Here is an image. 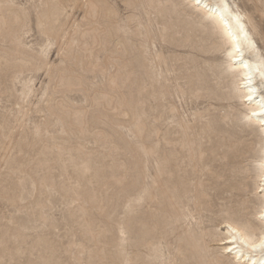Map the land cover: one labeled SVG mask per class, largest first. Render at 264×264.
Segmentation results:
<instances>
[{"label": "rangeland", "instance_id": "obj_1", "mask_svg": "<svg viewBox=\"0 0 264 264\" xmlns=\"http://www.w3.org/2000/svg\"><path fill=\"white\" fill-rule=\"evenodd\" d=\"M12 1L22 6L19 7L22 8L20 10L22 13L18 15L29 16H24L25 20L21 18L24 22L15 20V24H11L13 17L6 12L14 13L12 14L14 16L17 15V11L19 12V8L17 10L9 8L5 0L0 2V16L3 15L0 19L3 22L0 23V26L2 25L0 28L6 29L5 27L10 26L11 31L8 30L6 34V30L3 32L0 29V264H146L144 257L148 252L147 245L134 240L130 229L135 224L128 209L130 199H133V202L136 199L140 200V185L133 190H130V187L126 190L124 189L126 187H121L123 193L119 192L121 191L119 188L120 183L122 186H131L132 183L130 176L132 159L129 160V157H138L136 159L141 165L146 158L143 149L147 151L150 144V149L156 147V151L159 152L156 155L157 159L165 157L170 150H176L177 163L181 169L179 175L190 190L186 198H180L179 210L183 216L178 215L176 220L175 217L171 219L172 222L178 223L165 224L168 229L166 232L165 226L163 229L159 223L156 234L154 231L151 235L150 240L157 247L153 263L202 264L204 261V264L208 257L217 256L214 260L218 259L217 262L221 264H229L215 252L214 248L221 239L219 233L225 232L220 229L223 226L224 216L221 213L224 209L236 208L238 203L246 204L251 199L249 192L247 197L248 195L239 194L234 189L233 186L241 182V178L231 171L237 165L242 168L250 165L249 162L252 161L250 152L247 154L245 151L253 146L254 138L249 128L235 120L241 108L235 100H229L226 96L229 89L225 82L228 79L222 80L218 76L223 55L214 52L215 40L207 35L204 36L202 49L197 46L190 48L186 45L176 46L175 43L151 40L150 57L157 52L161 59L166 61V64H157L153 69L157 86L150 84L146 78L143 79L145 86L137 91L138 94L133 90L139 96L132 92L129 95L126 92L132 90L128 85L133 81L131 80L127 83L128 88L124 86L121 88L122 91L120 87L118 88L121 92L119 95L117 88L114 90L106 88L107 76L121 72V68L125 65L126 68L130 67L129 58L121 59L124 56L121 55L123 49L119 46V40L125 36L130 37V45L136 47L134 45L140 38L135 39L134 35H143L147 26L141 9L137 11V16L140 18L136 16L135 20L126 22L124 19L130 13L126 10L129 8H126L123 1L104 0L115 8L118 15L116 19L121 22L109 17L103 18L104 11L98 10L93 15L92 23H88L87 19H83L85 15L83 7L74 8L77 9L75 12L62 7L61 11H57L59 13L57 15L62 14V16L56 15L57 19H53L59 23L57 24L51 19L54 15L48 13L51 11L50 6H46L48 9L40 7L38 5L40 0ZM228 2L230 5L237 3L236 5L243 9L245 5L246 10L250 8L249 5L244 4V0H228ZM45 8L48 11H45ZM41 10H44L49 17L43 16L46 14ZM65 14L69 16L65 17ZM16 15L15 19L18 16ZM96 15L98 18L95 17V20ZM193 15L195 16L191 13L192 18ZM42 17L51 19V22L46 19V23L43 19L39 20ZM98 19L103 20L102 23ZM105 19H110L109 22L115 26L118 24L117 30L121 28L115 35L119 40L114 35L108 34V27L106 24L103 25V22L107 21ZM52 21L56 25H52ZM6 22L8 25L4 24ZM19 22L22 24L19 25ZM24 23L27 25L24 26ZM11 27L14 28L11 30ZM49 27L50 29L53 27L55 32L51 29L47 36ZM44 29L47 31L43 32ZM90 31L94 38L99 37L98 41L87 40L85 35ZM104 32L107 36L102 35ZM9 35L12 37L9 38ZM131 36H134L132 37L134 39H131ZM183 37L184 35H179L180 39ZM101 39L109 40L106 45L111 44L114 50L109 49L110 46L102 48L105 42ZM257 47L259 55L264 58V44L257 43ZM104 60H110L109 63L112 62L114 66L108 61L106 62L108 64L104 62L103 65H108L111 70L107 68L109 74L101 76L99 68ZM127 60L130 63L125 64ZM137 72L135 71V74ZM157 72L158 76H155ZM187 77L191 78L190 84L184 83ZM199 82L204 83L207 90L203 96L191 98L188 86L196 87ZM124 89L126 91H123ZM158 89L164 91L163 99L157 97ZM200 92H203V89ZM262 93L264 94V91ZM22 94H27V97L25 95L23 97ZM123 94L125 97L122 96ZM120 97H124L123 101ZM130 99H134L132 100L134 104L130 103ZM177 124L179 125L176 126ZM208 124L214 126L200 140L199 148L192 147L190 154L193 153V156L190 159L191 157L185 154L189 152L180 147L181 141L184 138H194L192 136ZM126 145L128 148L133 147L129 148L130 150L136 148V151L139 149L142 153L130 151ZM188 157L190 158L187 159ZM84 159L90 161V169L81 177L78 165H81ZM147 159L145 165L139 166L138 169L142 175L145 172L143 178L147 177L146 181L151 183L153 180L162 182L160 173L163 169L154 166L156 165L154 157ZM198 160L200 166L197 164ZM112 184L120 186L113 187ZM191 187L196 193L191 192ZM199 188H203L206 195L204 199H198L200 202H196L197 192H201ZM138 189L139 191H136ZM85 192L94 195L95 201L85 199L82 195ZM158 194L160 196V193ZM81 198L86 201H82ZM191 202L195 206L200 205L198 208L201 210L193 208ZM150 203L144 206L141 201L139 213L142 214L146 210L155 212L157 207L153 206L156 204H153V201ZM248 204L250 206H247H252ZM98 205H101L102 209ZM81 208L83 210L87 208L86 211L84 210L87 213L83 214ZM97 208L100 210L98 211ZM192 208L194 210L196 208V211L194 212ZM152 209L154 210L151 211ZM197 211L199 213L196 216L193 213ZM245 212H250V208ZM139 219L141 220L142 216ZM86 232L102 235H99V241V238L89 240ZM201 234L205 235L203 243L204 246L207 245L205 247L207 254L205 251L199 253L201 249L195 247L197 241L192 243L194 246L182 244L185 236L192 235L193 238L198 239L203 237ZM190 250L196 251L201 257H207L206 260L197 254L195 256L196 261L199 259L197 263L193 260L185 261L183 253H191Z\"/></svg>", "mask_w": 264, "mask_h": 264}, {"label": "bare ground", "instance_id": "obj_2", "mask_svg": "<svg viewBox=\"0 0 264 264\" xmlns=\"http://www.w3.org/2000/svg\"><path fill=\"white\" fill-rule=\"evenodd\" d=\"M2 1H4V0H2ZM2 1L0 0V2H2ZM122 1L125 4L126 8H129V10L128 9H126V10L130 13L129 16L125 17V19L123 18L126 22H128L132 19L135 20L136 16L138 15L137 11L140 9H141V14L143 12V14L145 15V18H146V25L147 26L145 27L146 31L144 32V34L143 35L138 34L137 36L134 35L135 37L131 36V39H134V38L136 39L137 37L140 38V40L138 39L139 40L138 43L135 42L137 45L135 44L134 46H136V47H134V48L131 46L132 44L130 45V41H129L130 37L128 38L127 36L123 35L125 37L123 39L119 40L115 36L116 33L119 32L118 30H121V28L120 29L118 28V30H117L116 26H118V24H117L118 22L116 23L117 25L115 26V24L113 25V23L111 24V22H109V21H111L110 19H114L115 21H119L116 19L118 17V15L116 13L115 8L110 6L104 0H85V1H83V0H40L38 5L40 7L50 6L51 11L46 10V8L48 9V7L45 8V11H48L49 14L52 13V15H54L53 17H51L52 20L55 18L57 19V17H55L57 14H59V13H57V11L58 10L61 11L60 9H62V7L64 9L69 8L70 11H72V10H74V8L81 6V7H83V9H85V11H84L85 15H83L84 16L83 19L84 18H85V20L87 19L88 23H92L93 15L96 13V11L100 10V12H101V10H103L104 12L103 11L102 12H103L104 17L103 16L102 17L103 18H105V17L110 18L109 20H107L108 18L105 19L108 21L109 24L106 23L107 21L103 22L104 23L103 25L106 24V26L108 28L106 26H103V27L107 28V30H108L107 32L110 36L114 35L116 37V39L119 40V43H120L119 46H121V48L123 49V50H121V51H123L122 52L123 54H121V53L120 54L122 56H124L121 59L126 60L127 58H129L128 60H130V62H131L130 63L127 60L128 62L125 63V64L130 63L131 64L130 67L126 68L127 65H125V66L122 65L124 68L123 67H122L123 69L121 68V72L118 71L116 74L115 73L113 75L111 74L112 76L111 75L107 76L108 79L106 81H107L108 87L106 86V88L114 90L115 88L118 89L119 87L121 89L124 86H127L125 88H128V85H129V89L130 90L132 89L131 91L126 92L129 95L134 93L133 90H135L137 92L139 89L141 90V87L143 89V87L145 86V82L143 81V79H146V78L149 80L150 84H155V86H157L156 81L154 79L155 77L153 76V69L155 68V66H157V64H162V63L166 64L165 59H161V56L157 52H154V56L150 57V54H151L150 51L152 50L151 49V45H152L151 40H160L164 43H169V44L175 43L176 46L186 45L190 48H193V46H197L198 48H201V49L203 48L202 42L204 41V39H203L204 36L207 35V37H211L215 40L214 52H218V53H221L223 55V58H222L223 61H222V65L220 67V70L218 72V76L222 80L228 79L225 82L226 87L229 89L226 96L229 100H235L238 103L239 107L241 108L240 112L237 113L235 120L237 122L243 124L244 127L250 129V133H251L252 137L254 138V142L252 144L253 146L249 147L248 150L245 151V153H247V154H248V152H250V155L252 158L251 159L252 161L249 162L250 165H246V168H242V166L237 165L231 171L232 173L235 174V176L241 178V182H239L233 186L234 189L239 194H242L244 196L248 195L247 197H249V193H250L251 199L248 198L250 200H249V202L248 201H246V202L252 204V206L249 207L250 205L248 203H246V204L238 203L236 208L224 209V212L221 213L224 216V218L222 220L223 226L220 229L223 231L225 230V232H223V234L221 232L219 233V237H221V239L219 238L220 239V240H218L219 243L215 244L216 247L214 248V250H215V252H217L219 254V256L221 258H223V260H225V261L227 260L229 264H264V255H262L259 252V250L253 252V248H252V244H251V242L254 241L258 245L260 240L264 239V119L258 118L261 115V102L264 101V94L262 93V91H264V76H262V72H264V58L259 55V51H258V47H257V43L264 44V27H263L264 0H244V4L250 6V8L247 6L249 8V10L245 9V5H244V9L240 8L238 5H236L237 3L236 4L232 3L233 5H230L228 0H199V3H197V0H122ZM239 1H241V0H239ZM5 4L9 8H11V7L15 8V10H17L19 7H22V6L18 5V2L15 4L14 1H12V0H5ZM5 4L3 3L2 6H4ZM223 4L228 5V9L232 13L231 16H229V15H225L223 17L220 16L219 10L217 9V5H221V7H222ZM20 5H22V4H20ZM5 9L10 10L8 8H5ZM21 9L22 8H19V12L17 11V15H18V13L21 12L20 11ZM83 9L81 8L82 12H83ZM13 10H11V11H13ZM63 10H62V12H63ZM75 10H77V9H75ZM75 10H74V12H75ZM41 11L44 12V10H41ZM6 13H8L11 17H13V22H11V24H13L15 20L19 21V20H21V18L24 19L26 16L27 17L29 16V15H24L25 16L24 17L23 15H20V14L17 16L15 14L17 16L15 19V15L12 16V14H14V13L11 12L12 14H10L9 11ZM37 13L38 12L36 11V15H37ZM191 13H194L197 18L195 19L194 15H193L194 18H192ZM44 14H46V12H44ZM66 14H68V13H66ZM97 15L94 16V19H95V17L98 18L99 15L98 16ZM236 15L239 16V23H236V21L233 20V16H236ZM10 16L7 15V17H10ZM38 16H40V14ZM43 16H45L47 18L49 17V15L47 16V14L43 15ZM57 16H60V15H57ZM61 16H62V14H61ZM68 16L66 15L65 17H68ZM2 17H3V15H2ZM2 17L0 16V19H2ZM43 18L44 17H42L41 19L39 18V20L42 21ZM47 18H45V19L47 20ZM75 18H72V19H75ZM138 18H140V17H138ZM5 19H8V18H5ZM23 19L21 20L22 22H24V20H25V19L24 20ZM45 19H43V20H45ZM51 19H48L49 22H51L50 21ZM64 19L66 21V18H64ZM83 19H81V20L84 21ZM99 19H101V18H99ZM99 19H98V21H99ZM9 20H11V19H9ZM37 20H38V18H37ZM46 20L43 22L46 23ZM114 20H112V22ZM102 21H99V22L102 23ZM7 22H8V20H7ZM7 22L4 24H7ZM20 22L18 23L19 25L22 24ZM43 22H41V23L43 24ZM54 22H56V21H54ZM54 22H53V24L52 23H49V24L56 25ZM84 22H86V21H84ZM119 22H121V21H119ZM0 23L3 24V22H1V21H0ZM36 23H37V21H36ZM62 23H64V21ZM88 23L86 22V24H88ZM47 24H44V25L46 26ZM57 24H59V23H57ZM25 25H27V24L24 23V26ZM39 25H40V27H44V26H41V24H38V26ZM60 25H61V23H60ZM63 25H65V23ZM63 25L61 27H63ZM9 27H5L6 29H2V28H0V29H2L1 31H3V32H4V30H6L7 31L6 34H8ZM14 27H11L10 29L12 30ZM23 27H22V30L24 29ZM119 27H121V25ZM46 28L48 29V26ZM54 28H55V26H54ZM47 29L46 30L44 29L43 32L44 31L46 32ZM49 29H50V27H49ZM51 29L55 32V29H53V27ZM51 29L49 32H46V34L50 33L52 31ZM129 29L130 28H128V30ZM40 30H42V29H40ZM103 30H105V29H103ZM128 30L124 29V31H128ZM124 31L122 33H124ZM42 34H44V33H42ZM180 34L184 35V37L182 39L179 38ZM10 35H9V38L12 37ZM102 35L107 36V34H105V32ZM47 36H48V34H47ZM85 36H87L86 37L87 40L91 41V42H94L97 39L99 40V37H96L95 35L94 36L96 39L93 37V34L91 31L88 32ZM110 36H108V37H110ZM44 37H46V35ZM132 37H134V38H132ZM107 38L105 37V39H107ZM117 40H116V42H117ZM101 41L105 42V43L103 42L104 44L102 43L103 44L102 48H104L105 46L111 45V44L106 45L108 42H110L109 40L105 41V40L101 39ZM101 41H99V42L101 43ZM111 41H112V38H111ZM52 42H54V41H52ZM153 43H154V41H153ZM111 48L112 47L110 46L109 49H111ZM104 49H103V51H104ZM113 50H111V51H113ZM108 54H109V52H108ZM46 57H48L47 54H46ZM107 61L109 63L110 60H107ZM107 61L104 60L100 65L102 67V68L101 67L99 68V69H101L100 70L101 76H103L105 74L106 75L109 74V73H107V68H109L108 70H111L110 69L111 67H108V65H106V64H108V63H106ZM104 62L106 63L105 66L103 65ZM109 64L111 66H114L112 62ZM156 68L158 69V67H156ZM135 71L139 72V74L137 72L138 76H136L137 74H135ZM158 72H159V69H158ZM158 72L156 73L155 76H158ZM131 80H133L131 82V84L128 83ZM190 80H191V78L187 77L185 79L184 83L190 84ZM106 81H104V82H106ZM127 83H128V85H127ZM134 87H135V89H133ZM120 89H118L117 91L119 92ZM202 89H203V92H200V90H202ZM206 90L207 89L205 88L204 83L201 84L200 82L197 83L196 87H194L192 85L188 86V91H189V95L191 98H197L200 95L203 96V94ZM121 91H122V89H121ZM123 91H126V89H124ZM156 91H157V97L163 99L164 91L161 89H158ZM130 92H132V93H130ZM210 93H211V91H209V94ZM134 94L137 95L138 92H137V94L136 93H134ZM22 95L24 97V95L26 96L27 94H22ZM119 95H121V92H119ZM122 96H124V94ZM137 96H139V95H137ZM137 96H135V98ZM23 97H21V98H23ZM124 97L123 98L120 97V99L122 98V101H123ZM249 97H251L252 99H249ZM134 99H130L131 104H134V102H133ZM127 100H129V99L127 98ZM122 101H120V102H122ZM122 103H124V102H122ZM129 107H131V106H129ZM132 110L134 111V109H132ZM253 113H255L256 115H253ZM62 118H63V116H62ZM133 119H135V118H133ZM61 121H62V119H61ZM56 123H57V120H56ZM59 123H60V121H59ZM64 124L66 125L65 122H64ZM64 124H63V126H64ZM178 125L179 124H177L176 126H178ZM63 126H62V128H63ZM213 126H214L213 124H208L207 126L201 128L202 129L201 131L197 132L194 136H192L194 138H191V139L184 138L182 141L180 140L181 141L180 147L183 150L185 149L189 152V153H185V154H187V156H190V157L193 156V153L190 154V152H192L191 151L192 147L196 146L199 148L201 146L200 140L205 137L206 133L210 129H212ZM37 128H39V127H37ZM46 128H47V125H46ZM67 128L70 129V127H67ZM113 128H115V127H113ZM37 130H39V129H37ZM65 130H67L66 126H65ZM68 131H70V130H68ZM185 136H183V137H185ZM180 139H181V137H180ZM147 142H149V141H147ZM146 143H144V145ZM130 144H133V143H130ZM152 144H155V143L152 142ZM128 145H126L127 148H128ZM129 146H131V145H129ZM150 146H151V144L149 145V149L147 147V151L143 148H141V149H143V151L145 152V153H143L144 157H146L145 159H147V158L153 159V157H154L155 158L154 161H155L156 165H154V164L153 165L156 166V168L160 167L163 169L162 173H160L162 176V177H160L161 180L163 178L162 182L157 180V179H156L157 181L152 179L153 180L152 183L149 181L147 182L146 181L147 179H145L147 177L143 178V176L145 175V172H143V175H142L140 173V171L138 170L139 166L142 167V165L143 166L145 165L146 160L143 159L144 163H141V165H140V163H138L139 160H137L138 157H136L137 159L133 158V157L132 158L129 157L130 158L129 160L132 159L131 160L132 164L130 165V163H129V165L132 166V170L130 171V172H132V175L130 173V176L132 178V180H131V178H130V180L132 181V183L128 182V184L130 183L131 186L130 185L122 186V183H120L121 186L119 185L120 186L119 189H121V187H123V188L126 187V188H124L125 190L127 189V187H130L129 189L133 190V188L140 185V188H139V189H141L140 200L142 201V204L144 206H148L149 205L148 203H150L152 201H153V204H156L153 207L156 206L157 209L151 210V211L154 210L155 212H150V211L146 210V211H143L142 214L139 213L140 202H141L140 200L136 199V201L133 202L132 201L133 199H130V201H129L130 203L128 202L129 208L127 207L129 209V212L132 213V221L135 224L134 227L132 229H130L132 232V235L134 237V240L137 243L147 245L148 252L144 257V262L146 264L153 263L155 258H156V254H157V247L154 244H152V242L150 240L151 235L154 233V231L156 234V231L159 228L158 227L159 223L161 226H163V229H164V226L166 229L167 227L165 224L172 222L173 220H171V219H173L175 217L174 219L176 220V217L178 215L180 217L183 216V215L181 216L180 210H179L181 208V206L179 208V205H181V202H180L181 199L180 198L181 197H182V199L186 198L187 194L190 191V190H188V187H187V184L185 183V181L183 179H181V177L179 175L181 169L179 168V165L177 163L178 162V153L176 152V150L175 149L170 150V151H168V153L165 157H161V158L157 159L156 155H157L158 151H156V147H154L153 149L151 147V149H150ZM174 147H176V146H174ZM131 148H133V147H131ZM197 149L195 148V150H197ZM130 151H133V152L135 151V153H142V151L140 152L139 149L137 150L138 151L137 152L136 148L134 150H130ZM133 152H130V154ZM195 153H197V151ZM138 155H140V154H138ZM160 155H162V154H160ZM190 157H188L187 159H189ZM194 157H196V156H194ZM190 159H192V157ZM195 160H196V158H195ZM181 161H182V159H181ZM148 162H149V160H148ZM190 162H191V165H193L192 160H190ZM195 163H196V161H195ZM197 164H199L198 166H200L199 160H198ZM247 166H249V167L247 168ZM78 167H80V172H81L80 176L83 177V175H85V173L90 169V161L88 159H84L81 162V165H78ZM195 168H199V167H195ZM195 168H193V169H195ZM143 169H145V168H143ZM154 169L155 168L153 167V170ZM160 172H161V170H160ZM157 176L159 177V175H157ZM128 178H129V176H128ZM114 185H116V184H114ZM112 186H113V184H112ZM116 186H113V187H116ZM119 186H117V187H119ZM194 187L197 188L196 185ZM139 189L136 191H139ZM202 189H200L201 192H199V193L197 192V196H196V194L195 195L193 194V196H196V198H197L196 202H200V201H198V199L202 200V199H204V197L206 195V193ZM191 190H192L191 191L192 193H193V191H194V193H196L194 188H192ZM119 192L123 193L122 189ZM116 193H118V192H116ZM158 193H160V196ZM82 195L88 201L89 200L95 201L94 195H91L90 193L85 192ZM133 195H134V193H133ZM116 197H117V195H116ZM116 197H113V198H116ZM124 197H125L124 199H126V196H124ZM84 198H81L82 201H86ZM116 199H115V201H116ZM112 200H114V199H112ZM192 200L195 201L196 199H192ZM242 200H244V199H242ZM117 201H118V199H117ZM154 202H157V203H154ZM192 202H191V205H194V206H192L193 208L196 207L197 209L201 210L200 208H198L200 205L195 206V204H193L194 202L193 203ZM244 202H245V200H244ZM96 204H100V203H96ZM247 205H249V206H247ZM144 206H143V208H145ZM150 206H151V203H150ZM89 207H90V205H89ZM98 207L101 208V205H98ZM94 208H96V207H94ZM196 208H195V210L193 209L194 212L196 211ZM249 208H250V212L246 213L245 210L249 209ZM146 209H148V208H146ZM84 210L86 211L87 208ZM84 210L81 208V212L83 214L87 213V212H84ZM97 210H98V208H97ZM102 211L103 210H101V212ZM185 211H187V210H185ZM192 211H190L191 215H192ZM198 213L199 212L197 211L196 213H193V214L198 215ZM102 214L100 213V215H102ZM140 216H142L141 220L139 219ZM192 216L194 218V215H192ZM145 218L147 219V221ZM185 218L187 219V217H185ZM190 218H188V219H190ZM180 221H182V220H180ZM172 223H175V221ZM176 223H178V222H176ZM171 224H170V226H171ZM175 224H172V225H175ZM175 226H177V225H175ZM175 226H173V227H175ZM90 230H91V228H90ZM167 230L168 229H166L165 232ZM174 230H175V228H174ZM157 233H159V232H157ZM99 235H102V234H99ZM99 235L98 236H97V234L94 235V233H87L86 234V236L88 237L89 240H94L95 238L97 239V238H99ZM95 236H97V237H95ZM190 236L191 237L185 236L182 240V244H184V246L185 245L192 246L193 245L192 243L193 242L196 243V241H197V244H195L196 245L195 247L199 250L201 249V251H202V252L200 251L199 253L201 254V253H203V251H205L206 252L205 254H207V249L205 248L207 245L204 246V243H203L204 239H205L204 238L205 235L204 236L202 235L203 237L201 236L202 238L199 237L198 239L193 238L192 235H190ZM234 237H239V239H237L232 244V251L228 252V251H226V245H228L229 242L232 241ZM99 240H100V238L98 239V241ZM241 240H243L244 242L241 243L240 242ZM96 241H94V242H96ZM118 245H120V244H118ZM118 245H115V246L118 247ZM199 250H197V251H199ZM190 252H191V250H190ZM197 254L198 253L194 250L191 253H186V254L183 253L184 260L185 261L193 260V262H194V261H196L195 256ZM205 254H204V256H205ZM208 255H210V254H208ZM208 255H206V256H208ZM211 255H212V253H211ZM95 256L93 255V257H95ZM198 256H200V255L198 254ZM216 257H214V258H216ZM201 258L203 259L205 257H201ZM206 258L204 260H206ZM214 258L208 257V259L205 261L204 264H206V263L207 264H221L220 262H217L218 259L214 260ZM198 260L196 261V263L198 262ZM201 261H203V260H201ZM142 262H143V260H142ZM203 262H202V264H203Z\"/></svg>", "mask_w": 264, "mask_h": 264}, {"label": "snow or ice", "instance_id": "obj_3", "mask_svg": "<svg viewBox=\"0 0 264 264\" xmlns=\"http://www.w3.org/2000/svg\"><path fill=\"white\" fill-rule=\"evenodd\" d=\"M197 3H199V0H197ZM217 9L219 10V14H220L221 17H223L225 15H229V16L232 15V13L228 9V5L227 4H223L222 7H221V5H217ZM233 20H235L236 23H239V16L238 15L233 16ZM262 76H264V72H262ZM249 99H252V98L249 97ZM253 115H256V114L253 113ZM258 118L264 119V101L261 102V115ZM237 239H239V237H234L233 240L230 241L228 245H226V251H228V252L232 251V244ZM240 242L243 243L244 241L241 240ZM251 244H252L253 252L259 250V252L262 255H264V239H261L258 245L254 241H252Z\"/></svg>", "mask_w": 264, "mask_h": 264}]
</instances>
